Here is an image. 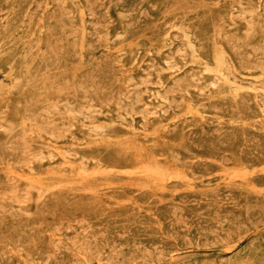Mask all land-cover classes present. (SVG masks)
Here are the masks:
<instances>
[{
	"label": "rangeland",
	"instance_id": "rangeland-1",
	"mask_svg": "<svg viewBox=\"0 0 264 264\" xmlns=\"http://www.w3.org/2000/svg\"><path fill=\"white\" fill-rule=\"evenodd\" d=\"M0 75V264H264V0H0Z\"/></svg>",
	"mask_w": 264,
	"mask_h": 264
},
{
	"label": "bare ground",
	"instance_id": "bare-ground-1",
	"mask_svg": "<svg viewBox=\"0 0 264 264\" xmlns=\"http://www.w3.org/2000/svg\"><path fill=\"white\" fill-rule=\"evenodd\" d=\"M178 38V37H177ZM180 39V38H179ZM168 62V61H167ZM209 72V71H208ZM1 76V75H0ZM2 77V76H1ZM7 82V81H6ZM8 83H9V81H8ZM10 84V83H9ZM9 88V87H8ZM159 99V98H158ZM262 246V245H261Z\"/></svg>",
	"mask_w": 264,
	"mask_h": 264
}]
</instances>
